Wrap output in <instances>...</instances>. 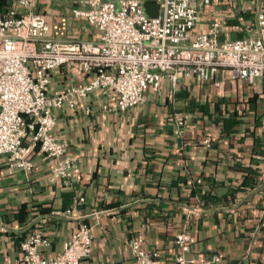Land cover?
Wrapping results in <instances>:
<instances>
[{
  "label": "crops",
  "instance_id": "obj_1",
  "mask_svg": "<svg viewBox=\"0 0 264 264\" xmlns=\"http://www.w3.org/2000/svg\"><path fill=\"white\" fill-rule=\"evenodd\" d=\"M263 10L264 0H211L196 32L219 21L221 41L247 38ZM81 23L76 36L97 38L91 26L92 35L83 34ZM218 78L220 86L181 79L175 91L165 79L160 93L148 91L125 111L105 108L101 89L77 110H55L54 134L76 158L68 183L53 176V160L39 147L30 170L0 155V264L19 260L22 242L37 229L50 239L44 254L51 257L81 224L93 233L82 264H126L139 236L148 251L175 264L182 231L191 236L188 258L264 264V79ZM73 81L87 78L74 68L55 72L52 89Z\"/></svg>",
  "mask_w": 264,
  "mask_h": 264
},
{
  "label": "built area",
  "instance_id": "obj_2",
  "mask_svg": "<svg viewBox=\"0 0 264 264\" xmlns=\"http://www.w3.org/2000/svg\"><path fill=\"white\" fill-rule=\"evenodd\" d=\"M45 1L66 7L49 13L38 8ZM210 1L12 0L5 11L0 6V155L11 166L30 170L39 147L53 160V176L68 183L76 158L68 154L69 142L54 134L55 110L65 105L77 110L90 92L101 89L109 99L105 108L125 111L142 103L148 91L160 93L165 79L173 91L185 78L220 86V72L252 84L264 79V10L253 35L221 41L219 21L196 32L201 8ZM81 22L94 28L97 38L76 36ZM72 68L87 81L53 90V74ZM176 241L181 252L175 264L221 262L218 255L188 258L187 231ZM50 245L37 229L22 242V256L13 264H82L93 251L92 228L81 224L51 257L44 254ZM130 247L132 260L126 264H170L148 251L141 236Z\"/></svg>",
  "mask_w": 264,
  "mask_h": 264
},
{
  "label": "rangeland",
  "instance_id": "obj_3",
  "mask_svg": "<svg viewBox=\"0 0 264 264\" xmlns=\"http://www.w3.org/2000/svg\"><path fill=\"white\" fill-rule=\"evenodd\" d=\"M52 2V1H51ZM49 3L48 4V6L47 5H45V7H44V9L43 10H48V9H52L53 7H58L59 6V8H61V7H63L64 6V4H62V3H60V2H53V3ZM41 9H42V6L40 7ZM79 28L81 29V31L83 30V34L84 33H86L88 36H90V35H92L91 33H89V31H90V26L89 25H87L86 23H81L80 25H79ZM86 30V31H85Z\"/></svg>",
  "mask_w": 264,
  "mask_h": 264
},
{
  "label": "trees",
  "instance_id": "obj_4",
  "mask_svg": "<svg viewBox=\"0 0 264 264\" xmlns=\"http://www.w3.org/2000/svg\"><path fill=\"white\" fill-rule=\"evenodd\" d=\"M6 4V6H8V1L7 0H0V5L4 6ZM149 11L150 13L154 14L155 13V6L153 3L149 4Z\"/></svg>",
  "mask_w": 264,
  "mask_h": 264
}]
</instances>
